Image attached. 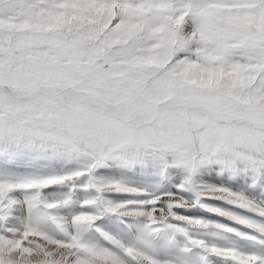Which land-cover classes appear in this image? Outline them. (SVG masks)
Returning a JSON list of instances; mask_svg holds the SVG:
<instances>
[{"label":"snow or ice","instance_id":"6c2138e0","mask_svg":"<svg viewBox=\"0 0 264 264\" xmlns=\"http://www.w3.org/2000/svg\"><path fill=\"white\" fill-rule=\"evenodd\" d=\"M0 264H264V0H0Z\"/></svg>","mask_w":264,"mask_h":264}]
</instances>
